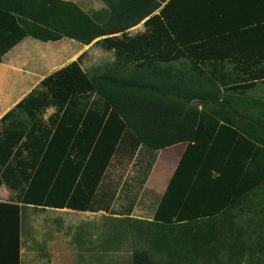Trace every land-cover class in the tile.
<instances>
[{"label":"trees","instance_id":"trees-1","mask_svg":"<svg viewBox=\"0 0 264 264\" xmlns=\"http://www.w3.org/2000/svg\"><path fill=\"white\" fill-rule=\"evenodd\" d=\"M102 1L91 15L72 0H0V60L26 36L97 39L114 54L112 67L89 75L81 52L0 117V186L16 192L0 201L1 264H20L23 206L110 212L99 202L112 196L101 189L117 152L134 159L143 183L159 150L166 165L175 144L199 152L184 194L170 189L177 171L157 203L172 222L125 209L138 241L132 264L215 253L216 217L264 186V98L248 94L264 84V0ZM141 21L143 31L128 34ZM48 107L55 112L44 118Z\"/></svg>","mask_w":264,"mask_h":264},{"label":"rangeland","instance_id":"rangeland-1","mask_svg":"<svg viewBox=\"0 0 264 264\" xmlns=\"http://www.w3.org/2000/svg\"><path fill=\"white\" fill-rule=\"evenodd\" d=\"M72 1L91 15L106 6L102 0ZM143 29L144 26L141 21L127 29V32L132 35L143 31ZM30 39L33 38L30 37ZM65 39L68 38L65 37ZM96 40L86 44L87 46L82 47L81 51H85L81 66L89 75L103 73L112 67L114 60L113 51L102 48L99 43H96ZM65 47L66 53L62 58L64 64L68 63L72 53V50H70L72 48ZM33 48H42V46L34 44ZM42 52L49 54L50 49L44 48ZM74 59L75 57L72 60ZM43 60L45 59L43 58ZM131 69L132 66L128 65L127 71H131ZM248 94L264 98V84L259 82L255 87L248 90ZM91 99L99 100L98 94L96 92L92 93ZM54 112V107H48L43 112V117L47 118L49 114ZM18 113L22 121L29 122L25 112L20 110ZM184 146L185 143H178L175 146L168 147L170 151V153H167L168 157L172 155L173 161L167 165L157 163L159 155L164 149L159 150L147 181L144 183L141 180L143 171L138 172L137 167L132 164L134 159L129 155L126 156L117 152L107 169L101 189L112 196H101L99 202L102 205L109 204L111 213L104 210L77 213L69 211L67 208L55 209L51 207L39 212L38 209L33 207H26L22 220V264H132V251L138 241L132 235V230L129 227L130 220L125 214V209L131 203L133 204L130 216L132 218H150L162 222L173 221V216L169 218L158 216L162 214V212H157L158 209L154 211L158 202L152 200L153 198L148 193L149 189H154L163 192L164 197L165 195L169 196V184L173 181V176L177 171L176 179L170 189L181 193L184 191L190 178L195 173L199 159V152H185ZM140 150L138 151L140 156H148L147 153L142 152V148ZM149 157H151L150 154ZM164 157L166 156L164 155ZM144 164H146V161H144ZM183 194L184 192L179 198ZM15 196V191L4 185L0 186V199L14 200ZM248 199L247 196L242 199L244 201L238 202L235 210L233 208L228 210L230 214L229 222H226L223 217L224 213L227 212H222L216 217L215 224L221 232L214 250L215 253L205 256L199 262L195 261L189 264H235L233 233L235 232L236 223H234L235 216H233V212H243L242 208L245 209V212H249ZM173 210H175L174 207ZM173 214H175V211H173ZM227 226L230 231H227Z\"/></svg>","mask_w":264,"mask_h":264},{"label":"crops","instance_id":"crops-1","mask_svg":"<svg viewBox=\"0 0 264 264\" xmlns=\"http://www.w3.org/2000/svg\"><path fill=\"white\" fill-rule=\"evenodd\" d=\"M63 38L55 41L39 40L41 41L39 42L38 39H30V36H26L17 44H15L11 49H9L5 54H3L0 60V117L8 109L13 107L29 91H31V89L34 88L44 76L63 66L64 59L62 58L63 55L65 56L64 53H66L65 46H68V49L72 48L70 49L72 50V53L70 54L71 57L69 58L68 62L74 57L76 58L80 54V52L82 51V47L87 46L86 44L80 43L74 39L68 37V39H65V37ZM34 44L41 45L42 48L34 49ZM44 48L50 49L49 54H46V52H42L44 51ZM43 58L45 60H43ZM37 60H39V62H37ZM140 149L141 148H139V150ZM142 152L144 154L147 153L148 156L149 154L151 155V153H153L151 150L146 148H142ZM148 194L151 196V198H153L152 200H157L158 202L159 200H161L163 192H160L159 190L155 191L154 189H149ZM247 196L249 197V212H245L244 208H242L243 212H233V216H235L234 223H236V226L234 228L235 232L233 233V239L235 242V254L233 256L235 258V264H264V186L254 190ZM245 197L243 199H245ZM0 201L12 200L0 199ZM158 206L159 204L155 205L156 209H154V211L157 210ZM26 207H33L34 209H38L39 212L42 211L41 209L36 208L33 205L23 206V217L24 209ZM235 207L236 206L233 207V210H235ZM67 209H69V211L77 213L97 212L90 210L82 211L71 208ZM223 217L225 218L226 222L230 221L229 212L224 213ZM1 224L2 221L0 219V225ZM227 228V231H230V228L228 226ZM3 232V228L0 227V233ZM247 259L248 261L246 262ZM1 263L2 262H0V264ZM20 264H22L21 248Z\"/></svg>","mask_w":264,"mask_h":264}]
</instances>
